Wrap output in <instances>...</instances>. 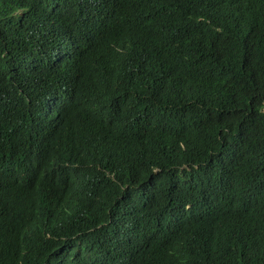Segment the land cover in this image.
<instances>
[{
    "label": "trees",
    "instance_id": "1",
    "mask_svg": "<svg viewBox=\"0 0 264 264\" xmlns=\"http://www.w3.org/2000/svg\"><path fill=\"white\" fill-rule=\"evenodd\" d=\"M181 19L136 0H0V264L59 244L31 242L32 202L52 237L94 229L128 256L144 225L172 264H264V0L244 24L203 3ZM45 105L59 112L48 134L33 125ZM43 142L81 164L44 192L29 184ZM80 167L81 188L62 177L49 194ZM174 222L186 250L164 240Z\"/></svg>",
    "mask_w": 264,
    "mask_h": 264
},
{
    "label": "clouds",
    "instance_id": "2",
    "mask_svg": "<svg viewBox=\"0 0 264 264\" xmlns=\"http://www.w3.org/2000/svg\"><path fill=\"white\" fill-rule=\"evenodd\" d=\"M141 6L146 9L168 13L172 12V22H178L181 19V14L186 7L198 5V4H207L216 14L221 15L222 18H234L238 19L244 24L245 19L248 17H253L254 7L256 0H248V2L242 3L244 6L241 10L235 11L242 4H235L232 6L224 7L229 0H136ZM201 18L196 20L197 24ZM98 38L97 36H94ZM87 97L91 100H98V95L93 92H89ZM59 112L52 105H45L40 108L38 113L34 115L33 125L36 130L43 129L45 134L50 133L57 124ZM57 145L54 143L42 144V152L38 153V163L40 164V171L38 178L31 177L32 181L29 182L30 186L35 191H43L41 188L45 184V180L50 177L49 173L52 170L56 169H66L68 164L74 163L76 165H81L79 162H76L74 159L75 148L71 144L65 145L61 152H58L56 148ZM83 174V167L77 168L75 171L69 174L55 176L52 182L46 187L50 195H52L57 186L60 183L62 177L72 178V183L75 186L83 185L81 177ZM52 193V194H51ZM2 196L5 197V193H2ZM39 211L37 205L32 202L29 208V215L27 219L28 227L32 230L34 243L35 238H39L41 234H45L47 238L52 239V241H58L59 244L52 245L53 249L50 254H46L43 250L38 251V256L40 258L39 264H63L61 258L70 255L75 258L73 263L76 264H141L138 260V257L134 254V251L143 256V260L149 257H155V262L158 264H167L175 263V249H162L157 251L149 239L148 228L144 225L135 226L140 232L141 235L132 233L134 238H137V245L134 251L128 255L124 256L123 253H120L118 247L120 245L121 237H109L106 236L102 239H98V236L94 234V229H91L90 235H58L52 237L50 229L42 228L39 226V219L37 216ZM135 216V215H133ZM138 218V217H137ZM136 218V219H137ZM166 229H168L169 238L164 239L169 245L174 246L178 249L186 250V247L183 245L186 243L185 233L183 227L177 223H171ZM100 244H109L111 248L107 251H100ZM64 245L71 246L70 249H66ZM38 246V244H37ZM143 250L144 254L140 252ZM105 254V256H101ZM103 259L105 261H99ZM148 264V263H144Z\"/></svg>",
    "mask_w": 264,
    "mask_h": 264
}]
</instances>
